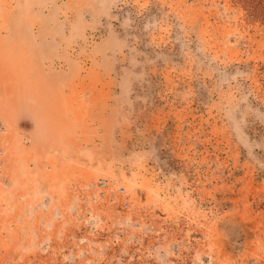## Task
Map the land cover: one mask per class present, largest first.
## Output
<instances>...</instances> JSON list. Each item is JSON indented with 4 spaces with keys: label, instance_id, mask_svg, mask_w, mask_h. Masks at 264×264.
Returning <instances> with one entry per match:
<instances>
[{
    "label": "rangeland",
    "instance_id": "1",
    "mask_svg": "<svg viewBox=\"0 0 264 264\" xmlns=\"http://www.w3.org/2000/svg\"><path fill=\"white\" fill-rule=\"evenodd\" d=\"M0 264H264V0H0Z\"/></svg>",
    "mask_w": 264,
    "mask_h": 264
}]
</instances>
